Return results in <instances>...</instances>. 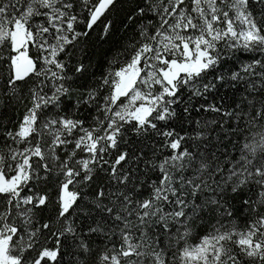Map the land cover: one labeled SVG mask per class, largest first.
Instances as JSON below:
<instances>
[{
  "label": "snow or ice",
  "instance_id": "snow-or-ice-1",
  "mask_svg": "<svg viewBox=\"0 0 264 264\" xmlns=\"http://www.w3.org/2000/svg\"><path fill=\"white\" fill-rule=\"evenodd\" d=\"M0 264H264V0H0Z\"/></svg>",
  "mask_w": 264,
  "mask_h": 264
},
{
  "label": "trees",
  "instance_id": "trees-1",
  "mask_svg": "<svg viewBox=\"0 0 264 264\" xmlns=\"http://www.w3.org/2000/svg\"><path fill=\"white\" fill-rule=\"evenodd\" d=\"M113 18L116 20V23L112 29L111 34L108 37H106L104 40H100L99 34L102 31V29H97L95 32L92 33L91 43L89 45H86L88 50L93 54L92 62L94 64L99 63L100 71H103L104 69L107 68V60L110 59L117 50H120L121 46L125 45L128 42V39L132 35V31H133L132 28L125 30L124 26L119 23V17H113ZM242 59L247 60L248 57L245 56L242 57ZM221 95H223V91ZM214 102L222 103L225 109L232 108L234 103L240 102V93H236V95L233 96L231 92H228L227 96L224 97L223 101H221L219 97H217ZM14 112L15 110H13V113ZM13 113H9L7 109H5V115L12 116V118L14 119L15 116ZM193 118L211 119L213 118V114L201 113L200 116L197 117L196 114L193 113ZM231 123L235 124V120H233ZM170 127H175L177 131H180L181 128H183L185 131L191 132L195 127V125L189 122H185L183 124L176 122L175 124L170 125ZM241 127H244L243 123H241ZM247 135L248 133H243L238 141V136L229 134L227 127H225V129L216 127V130L211 133L212 144L215 145L213 151H217L218 154L226 151L231 152L233 150V145L237 143V141L239 142V144L242 145L245 142L244 137H246ZM129 139H136V137L130 135ZM148 154L151 155V153ZM240 223H243V221H240Z\"/></svg>",
  "mask_w": 264,
  "mask_h": 264
}]
</instances>
